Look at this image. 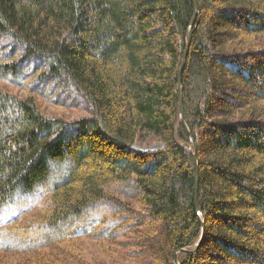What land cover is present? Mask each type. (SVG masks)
I'll return each mask as SVG.
<instances>
[{"label":"trees","instance_id":"obj_1","mask_svg":"<svg viewBox=\"0 0 264 264\" xmlns=\"http://www.w3.org/2000/svg\"><path fill=\"white\" fill-rule=\"evenodd\" d=\"M197 1L189 132L193 0H0L23 51L0 78L30 92L0 90V252L264 264V0ZM47 95L87 115L49 117Z\"/></svg>","mask_w":264,"mask_h":264},{"label":"rangeland","instance_id":"obj_2","mask_svg":"<svg viewBox=\"0 0 264 264\" xmlns=\"http://www.w3.org/2000/svg\"><path fill=\"white\" fill-rule=\"evenodd\" d=\"M17 45L5 33H0V63H7L11 61H18L23 56V51L20 48L15 49ZM32 66V65H31ZM30 66V67H31ZM0 90L7 91L19 97H26L30 95L29 91L23 87L15 86L7 83L0 78ZM48 98L37 97L36 100L40 107L49 117H66L68 119L80 118L86 116V111H81L61 103H56L51 96ZM163 143L155 138L146 139L141 146L136 145L137 148L147 150H157L163 148ZM56 180V179H55ZM130 201L131 199H125ZM133 202V201H132ZM105 245H100L91 240H86L82 243L75 244L72 248L74 254H81L79 257L64 258L61 256L62 261H67L69 264H125L123 259L125 255L116 247L112 249L115 251L113 257L107 254ZM49 257V259L56 258V252L47 250L43 252H36L35 255H20L0 252V264H26L35 263L38 259ZM52 256V257H51ZM175 262V261H174Z\"/></svg>","mask_w":264,"mask_h":264},{"label":"water","instance_id":"obj_3","mask_svg":"<svg viewBox=\"0 0 264 264\" xmlns=\"http://www.w3.org/2000/svg\"><path fill=\"white\" fill-rule=\"evenodd\" d=\"M193 3H194V8H195V14H194V17H193L191 25H190V33H189V36H188V39L186 42V49H185L184 56H183L182 67H181L179 77H178V93H179V104H180V109H181V120L189 132H190V129H189L188 125L186 124L185 118H184L185 111H184V104H183V98H182V68L186 62V56H187L189 45L191 43L192 34H193V27L195 25L196 16L199 13L198 1L193 0ZM196 153H197V151H195L196 169H195L194 203H195L196 210L198 211V213H200L199 196H198V192H199V167H198V161H197V154ZM202 225H203V235H204V230H205L204 221H202ZM182 250H185V249H182ZM174 263L180 264L177 258H175Z\"/></svg>","mask_w":264,"mask_h":264},{"label":"bare ground","instance_id":"obj_4","mask_svg":"<svg viewBox=\"0 0 264 264\" xmlns=\"http://www.w3.org/2000/svg\"><path fill=\"white\" fill-rule=\"evenodd\" d=\"M190 33V32H189ZM182 98H183V95H182ZM184 104V103H183ZM180 111H181V109H180ZM184 111H185V109H184ZM184 116H185V113H184ZM185 118V117H184ZM192 141H194V139L192 138ZM197 154V153H196ZM194 155H195V153H194ZM197 161H198V156H197ZM195 162H196V156H195ZM198 167H199V163H198ZM195 169H196V167H195ZM198 196H199V194H198ZM198 212V211H197ZM199 215L201 216V209H200V213H199ZM202 221H204V220H202ZM202 239H203V236H202V238H201V240H200V242H199V244L202 242ZM182 250V249H181ZM186 250V249H185ZM180 263V262H179Z\"/></svg>","mask_w":264,"mask_h":264}]
</instances>
